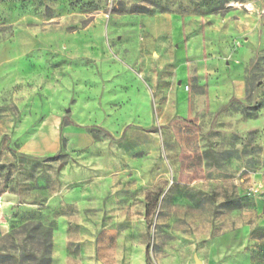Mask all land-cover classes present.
Returning <instances> with one entry per match:
<instances>
[{
	"label": "rangeland",
	"instance_id": "rangeland-1",
	"mask_svg": "<svg viewBox=\"0 0 264 264\" xmlns=\"http://www.w3.org/2000/svg\"><path fill=\"white\" fill-rule=\"evenodd\" d=\"M159 15L182 24L186 117L137 65L143 19ZM95 22L110 61L37 47ZM50 115L61 150L25 154ZM56 194L74 201L57 207L72 215L68 264H264V0H0V264H53L36 210Z\"/></svg>",
	"mask_w": 264,
	"mask_h": 264
},
{
	"label": "crops",
	"instance_id": "crops-1",
	"mask_svg": "<svg viewBox=\"0 0 264 264\" xmlns=\"http://www.w3.org/2000/svg\"><path fill=\"white\" fill-rule=\"evenodd\" d=\"M97 23L64 38L60 35L53 38L40 37L37 47L53 48L55 51L71 57L99 62L110 61L112 52L116 50L109 45L104 29L101 26H96ZM140 37L137 65L142 71L141 77H144L152 98L160 108L168 112V115L174 117L185 114V117L188 116L191 112L190 97L186 89L188 87V52L185 44L184 72V53L181 48L184 32L181 21L168 15L148 17L143 19ZM212 66L213 61H209L208 65L202 66L200 72L211 74L214 69ZM62 139V119L57 115H50L39 126L34 136L23 145L22 151L31 156L51 157L61 150ZM66 139L72 149L87 142L84 140V135L77 132L74 136H66ZM66 178L65 183L68 185L81 179L78 177V173L74 172L65 175V180ZM77 188H73V190ZM71 191L69 190V192ZM71 194L74 195V191ZM4 200L11 209L24 208V200L19 194L8 192L4 195ZM53 200L50 201L54 205L52 208L48 205L36 210V219L45 227L53 229V264H68L72 215L70 212L67 214L59 212L57 207L62 203L73 207L74 201L70 202L67 198L62 201L58 194ZM51 209L53 210L52 217Z\"/></svg>",
	"mask_w": 264,
	"mask_h": 264
},
{
	"label": "trees",
	"instance_id": "trees-1",
	"mask_svg": "<svg viewBox=\"0 0 264 264\" xmlns=\"http://www.w3.org/2000/svg\"><path fill=\"white\" fill-rule=\"evenodd\" d=\"M43 226L42 225H38L37 226V228H42ZM51 238H52V235H51ZM51 251H52V241H51V244L48 246V248H47V252L49 253H51ZM44 261V263L45 264H51V258H48V259H44L43 260Z\"/></svg>",
	"mask_w": 264,
	"mask_h": 264
},
{
	"label": "water",
	"instance_id": "water-1",
	"mask_svg": "<svg viewBox=\"0 0 264 264\" xmlns=\"http://www.w3.org/2000/svg\"><path fill=\"white\" fill-rule=\"evenodd\" d=\"M199 264V262H197Z\"/></svg>",
	"mask_w": 264,
	"mask_h": 264
},
{
	"label": "built area",
	"instance_id": "built-area-1",
	"mask_svg": "<svg viewBox=\"0 0 264 264\" xmlns=\"http://www.w3.org/2000/svg\"><path fill=\"white\" fill-rule=\"evenodd\" d=\"M188 89V88H187Z\"/></svg>",
	"mask_w": 264,
	"mask_h": 264
}]
</instances>
